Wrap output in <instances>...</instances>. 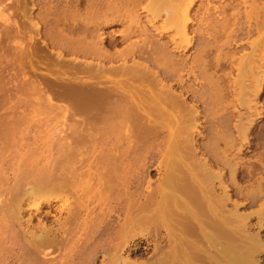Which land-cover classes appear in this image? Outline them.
Instances as JSON below:
<instances>
[{
	"label": "bare ground",
	"instance_id": "6f19581e",
	"mask_svg": "<svg viewBox=\"0 0 264 264\" xmlns=\"http://www.w3.org/2000/svg\"><path fill=\"white\" fill-rule=\"evenodd\" d=\"M94 1L95 2L92 3V0H65V8H71L72 10L67 12L69 15L66 13L68 15L67 18V15L64 16L63 14L60 19L56 18L57 16L55 17L57 19H55V27H59L58 29L60 31H56V35L54 33V37H56L54 41L51 40L53 38L49 37L50 40L53 41V46L57 48L54 64L58 65L60 69H63L64 66H69V69H72V71H70L72 74L69 76V74H66L68 71L58 69V71L56 70L54 73L55 77L57 75L56 81H48V83H53V86L57 84L55 94L59 97L61 103L58 108H62V112L64 110L69 111V119L72 118V120H75L74 124L67 123L62 112L59 110L60 112L58 113L60 114L58 117L61 119L64 118L65 120L59 121V130H57L59 133L57 132L58 138L54 152L51 155L52 158L44 162L45 164L39 166V161L42 159V156L41 158L40 155L39 157L37 156L38 150L36 152V150H29V148L28 151H22L24 153L21 152L22 156L19 157L17 155L19 157L18 160L16 159L17 162H11L13 159H10L9 162L11 163H8L5 162L7 159L3 155L8 150H5V145L0 141L2 142L0 146L3 145L2 147L5 150V153H2L3 148L0 147V174H3V171L8 172L2 168L5 169L7 167V170L12 171L11 173L9 172L11 177L8 176V178L6 177L2 180L1 178L5 176H0V188L2 189L4 185H7L2 190L0 189V195L2 197L3 195L5 196L4 199L1 197L2 200H0V242L9 244L5 252H12L11 255L13 256H11V258H13V260H11V262H21L20 264L32 262L37 264L42 261V259H39L40 255L46 256L52 253L54 249H60L63 250L62 257L68 258L67 263L69 264L75 261L76 264H92L95 262L96 256H98L96 255L97 252L105 253L102 255V259L104 260L103 262L108 260V264H145L147 261L136 262L131 258L137 249V242L135 240L138 238H146L153 233L154 238H156L154 248L155 250H159V253L154 256L158 261L162 260L164 262L168 259L171 260L172 263L173 261H181L182 264H254L253 256L256 245L253 242L247 241V239L245 240V238H239V235H237L235 225L232 224L233 214L229 209L225 210V207H227L226 205H228L230 201L228 188L220 180V172L214 170L215 168L213 169L212 166L214 163L219 161L222 162L223 166L228 171V179L232 180L233 185L235 184V164H232L234 161L232 160L231 162V157L228 158L229 156H224L225 153L217 151L219 142L225 141L230 137L226 136L228 131L226 133L217 130V126L220 124H217L216 128L215 125L213 126V124H210L213 126V128L210 126V129H214L211 142L210 144L203 145L200 143L202 147L204 146V150L199 152L196 148V141L198 140L195 139V135L194 137L182 136L181 132L183 129L178 126L180 123L177 124L176 128L174 126L172 130V127L170 128L167 126L168 124L162 121L164 120L162 119L164 113L161 107L152 106V104L145 106V102L141 105L138 104L132 97V92L135 90V87L130 86L127 87V89L122 84V81L116 78H121L123 75L130 77V75H135V73L144 74L145 77L150 74L151 77L149 78L151 82H149L155 83L153 84L155 86L158 85L157 88L155 87L156 91L159 88L162 90L160 93L164 92L163 95H168L169 98H172V101L168 99L170 103L167 100L166 102H164V100L161 101L163 102L162 106L166 103L165 106L168 104L173 111L177 109L185 112V110H187L193 120L198 116L196 115L198 112L195 108L196 104L194 106L192 105L193 102L192 104L185 102L186 98H184L185 95H182V90H178L180 92H177L175 89L172 90L170 85V83L175 82H178L179 85L183 83L184 80L181 77L180 70L181 67L185 65L183 64L185 60L182 61L181 58H176L175 54L173 55V53H171L172 50L168 48L166 44L167 41H160L162 36L158 30H154V33L148 35V33H145L147 32L145 27L142 28V26H139V28H137V22L139 21H136L135 24H137V29L134 30L137 34L139 33V38H142H140V43H138L137 40H135L136 43L131 40V42H127L129 44L126 51L122 47L124 51L107 52L106 47L116 45L117 40L114 35L103 36V34L99 33L98 30L101 28V24L106 26L109 22L107 17L109 15L112 17V14L115 15L117 12L119 13L118 10L121 9V3L125 4L127 7L126 9L129 10L124 9L122 12L127 11L125 13L126 15H124L127 16V13L130 12L131 16L134 14L133 17L136 19L138 14H135L136 7L144 0ZM193 1L194 0H147L148 5L145 4L147 5L145 7H147V10L151 12L150 14H153L155 18L157 16L160 17L161 14L168 18V16H171L173 14L172 12L175 11L174 9L176 6L174 9L170 10L172 6L177 4L178 8L180 5L182 6V4L191 6ZM206 1L207 3L209 2V0ZM233 1L235 3H232L230 0H223L219 8L216 6L217 15H220L224 22L228 19V8L236 10L235 12L231 11L232 13H229L231 16L230 18L235 20L237 13L239 14V12H237L239 9H236V4H246L249 1L250 9L245 12V19L248 23L247 27L245 32H241L242 28L238 31L241 32V34H245L246 36H244L248 39L252 32L255 31L257 33L264 29V2H260L261 0ZM94 4H97V8L89 11L88 7L90 6L89 8L91 9ZM123 7L125 8L124 5ZM244 7H246V5H244ZM180 9L183 13L182 17H184V19H182V17L181 19L184 20V24L188 21L191 22L192 20L190 19L188 9H183V11L182 7ZM170 11L172 12L170 13ZM180 11L177 12L181 13ZM81 14H85V16L82 15L83 18L81 21H76L75 19L77 18L73 19L75 16H81ZM122 14L120 16H122ZM96 19L100 21H95ZM135 19L131 21L134 22ZM123 20L125 21L126 19ZM228 20L226 21L227 23L232 21L231 19ZM131 21L129 20L127 24L125 23L126 27L124 25V28L126 30L124 29L123 32L121 30L122 35L120 36H122V42L129 41L131 37L130 34H132V31L130 33L128 32L129 29L131 30ZM148 21L151 23V19ZM120 22L122 23V21ZM216 22L217 21H215V23ZM152 25L154 26V24ZM218 25L220 24L218 23ZM138 29L139 32L137 31ZM216 29L219 28L217 27ZM134 30L133 33H135ZM177 32L178 31H176V33ZM229 39L231 40V38ZM148 40L152 41V48L155 47L153 41L156 43V46L157 44L161 46L157 47L158 49L161 48L158 53L155 47L154 49H156V52L151 50L153 54L149 52L151 55L146 56L149 59V64H152V66L148 65L147 67L145 65L146 62H139L140 60L138 61L136 59H132L129 64L130 60L127 62V54L132 52V55L129 54L133 57V50H136L139 54L142 52L144 53L145 50L142 51V48L146 46L145 44ZM247 43L248 40L246 44ZM171 44L173 45L174 43ZM249 46L251 47V45ZM175 48L177 49V45L174 44L172 49L175 50ZM168 50L171 52H168ZM202 50L203 52L206 51V49ZM137 53H135V55ZM202 55V53L199 57L195 55L193 61H191V63L195 62V64L188 68L189 73L192 74L197 71L198 74L202 73V78L208 83L210 91L212 92L211 104L219 103V105H222L220 102H224L222 100L224 92H221L222 89L220 86L223 85L219 86L217 83L219 80L223 81L224 78H220L222 75H220V77H214V74L206 72L207 69L205 68L208 64L204 66L203 63L208 59L205 61V56ZM260 55L261 54L257 57L256 53L247 54L250 63L246 65L250 67H247L249 70L246 69V72L248 71V74H251V76L247 75V77H253L252 79L250 78V81L249 79L247 81L253 83L252 92L254 97L258 96L264 82V54H262L261 57ZM67 56L70 57L66 58ZM254 56H256V58ZM22 57L24 56L22 55ZM139 57H137V59ZM88 58L90 60H88ZM143 58L142 60L144 61L145 58ZM257 58L260 62L256 63L257 60L256 62L254 61L256 63L254 66L251 60L253 61V59L255 60ZM113 62H118V64L115 63L116 65H112L111 63ZM106 63L107 66H105ZM109 64L111 66H109ZM24 65L25 64H23V66ZM252 70L254 76L253 73L250 72ZM198 74H195V76L197 77ZM135 76L137 77V75ZM171 77H175L176 81L173 78L174 82L171 81V79L170 83L167 81L168 84H165V79ZM238 78L243 79V76ZM239 80L238 82L241 81ZM244 81L241 82L243 83ZM106 82L110 84L105 85L104 83ZM243 85L242 91L244 92L242 93H244L245 96L248 94L250 95L251 91L246 89L245 84ZM155 88L151 87L153 91H155ZM239 88L238 85V89ZM158 91L156 92L157 94H154L155 96L158 95ZM247 91H250V93ZM50 93H53V90L52 92L50 91ZM235 93L238 94L239 92L235 91ZM160 96H162V94H160ZM197 96L198 99H200L199 97L202 95ZM224 96L225 95H223V98ZM160 98L162 97H159V99ZM165 98L167 99V97ZM207 98L201 97L200 102L203 101L204 103V100H207ZM247 98H249V96ZM135 99L138 100L137 98ZM228 102L230 103V101L226 103ZM252 102L251 100V102L245 104L247 110H251L250 103ZM185 103L190 105L186 107ZM254 103L256 104L255 101ZM155 104L158 103L155 102ZM146 107L151 109L148 110V112H144V108L145 111L147 110ZM224 107L225 104L223 108ZM255 107L256 105H254V114L252 113L254 116L258 114ZM173 111L168 112L172 114ZM152 112H155V114H152ZM153 115L154 118H152ZM165 115H168V113H165ZM177 115L179 116V114L175 113L173 117L175 118ZM247 121L248 123L246 125H250L253 121V117L249 118ZM176 123H178L177 120ZM184 126L187 128L191 127L181 125V127L185 128ZM238 127H240V124ZM242 127H244V124ZM194 128H196V125ZM234 128H237V125L234 126ZM240 128L239 130L235 129L236 132L239 131L241 133ZM185 130L187 131V129ZM186 131V135L193 132L188 130L189 134H187ZM8 132H11V130ZM245 132L247 131L245 130ZM6 134H8L7 131ZM159 134L162 135L160 136ZM158 135L162 138L160 142L158 140V148L153 154L147 153L144 146L143 152H138V147H140L139 143L142 144L144 141L143 145L145 144L146 147V144H151V142H153L147 139L150 138L149 140H153V137L156 139ZM241 135L242 134H240V136ZM154 142H156V140ZM230 143L228 142V144ZM185 152L191 155L192 159L190 161L184 159L183 154H185ZM39 154L42 155L41 152ZM44 157L47 159L46 156ZM187 158L190 159L189 157ZM138 160H142L141 166L143 169L145 168L143 171H146L147 175L151 173V169L148 171V168H146V166L150 167L147 164L156 163L153 169L156 170L157 173H155L158 174V177H155L156 180L153 185L151 184L153 182L149 181V179L148 181L146 180L147 182L145 181L146 187L144 192H137V190L134 189L135 185L133 186L132 184L135 182L132 176L130 177V174L132 175L133 173V171H131L132 167ZM3 163H8V166L6 164V167H3ZM133 170L135 171V169ZM217 181L218 184H216ZM1 185L3 187H1ZM235 187L239 188H237L238 191L241 189L239 185L236 186L235 184ZM218 189L219 191H217ZM41 192L53 193L55 196L52 199H45L40 204H35L33 197ZM257 193L259 192L257 191ZM44 206L48 208L46 214L50 213L51 208H56L57 215H55V218L52 220L55 226H47L39 219H37L36 223L32 224V217L34 214H41V208ZM29 207L35 211L33 215H31ZM24 215H28L27 218H23ZM163 241L166 242L165 244L168 243V248L160 251ZM107 242L112 243L115 253H112L113 255H111L112 257L110 259L105 260L104 258L109 252L107 253L106 249L101 250L100 248H103L102 245ZM103 262L101 263L103 264Z\"/></svg>",
	"mask_w": 264,
	"mask_h": 264
},
{
	"label": "rangeland",
	"instance_id": "374dc122",
	"mask_svg": "<svg viewBox=\"0 0 264 264\" xmlns=\"http://www.w3.org/2000/svg\"><path fill=\"white\" fill-rule=\"evenodd\" d=\"M64 1L65 0H32V1L31 0H0V139H1L0 141H2L3 145H5V150L7 149L8 151L5 153L4 152L5 150L2 147L3 145L0 147L3 148L2 153H5L3 155L8 160V161L5 160V162H8V163L17 162L19 157L22 156L21 152L22 151L26 152V150L28 151V149L30 148L29 150H36V152H37V150L39 151V152H37L38 157H39V155H40V158L42 156L43 161H42V159H40V161L42 163L38 160L39 166L45 164L44 162H47V160L49 161L52 158L51 155L54 152V149L56 147V142H57V138H58L57 132L59 133V131H57V130H59V127H58L59 121H62L65 118L66 120L65 119L64 120L67 121V123H71V124L75 123V120H72V118L69 119V117H70V115H68L69 111L64 110L62 112V108H60V107L58 108V106L61 103H60L59 97L55 94V89H56L57 84L54 83L56 85L53 86V83H48V81H56L57 75L55 77L54 73L56 70L58 71V69H60L58 67V65L54 64L55 58H56V53H57V48L55 46H53L52 42L56 39V37H54L56 35V31L57 32L60 31L58 29L59 27H57V28L55 27V19L56 18L60 19V17H62L63 15L64 16H66L67 14L69 15V13H67V12H69V10H72L71 8H69V9L65 8V5H64L65 2ZM230 1L232 3H235L233 0H230ZM94 2L95 1L92 0V3H94ZM221 2H223V0H209L208 3L206 0H194L193 3L191 4V6H187L185 4H182V6L179 4L180 5L179 8L177 6L178 4L172 6V8L170 10L174 9V7L176 6L177 10H176V7L174 9L176 12L177 11L179 12L181 10L180 9L181 7H182V11L185 7L186 8L184 10L188 9V13H189L190 19L192 21L191 22L188 21L186 24H184V20H182V19H184V17H182L183 13L181 11H180L181 13H178V12L176 13L175 11H173V12L170 11V13L172 12L173 14L171 16L169 15L168 18L163 16L162 14H161L162 16L160 15V17L157 16L155 18V16H153V14H150L151 12H149L147 10V7H145L148 5L147 0L142 1V3L140 5H138V7H136V10H135L136 13L135 14L138 13L137 14L138 18L136 17V19H135V17H133L134 14H132V16H131L130 12L127 13V16H128L127 17V16H125L126 15L125 13L127 11H124V12H122V11L124 9L125 10H128V9H126L127 7L125 4L121 3L120 7L122 10L121 9L118 10L119 13L117 12V14H115L116 13L115 12L114 13L115 15L112 14V17L109 15L107 17V19L109 20L108 24H106V26H104V24H101V26H100L101 28L98 30V32L103 34V36H109V35L113 36L114 35L116 37V40H117L116 45L106 47V51L110 53V52H114V51H122L123 49L126 51V48L128 47V44H129L127 42H131V40H133V42L135 40H137V42L140 43L142 38L140 37L141 38L140 39L138 36L139 33L137 34V32L134 30V29L139 28V26L140 27L142 26V28L145 27L146 28L145 30L147 31L145 33L146 34L148 33V35H151L152 33H154L153 32L154 30H158L162 36V38H160V41L161 42L167 41L166 44L168 45V48H170L172 50V52L169 50H168V52L173 53V55L175 54V57L181 58L182 61L185 60L183 62V64H185V65H183L181 67V70H180L181 72L179 71L181 73L182 79L184 80L183 83L180 85L178 82H177L178 84L176 82L170 83L171 81H173V82H174V80L176 81V79H175L176 76L174 75L175 77L167 78L168 80L165 79V84H168V82H169L172 90L175 89L177 92H180L182 90L181 93H183L182 95L183 96L185 95L184 98H186L185 102H189L191 104L193 102L192 105H194V106L196 104L195 108L198 110L196 115H198V116H196L195 119H193L195 123L191 119L190 114L187 110H185V112L181 111V110H177V109L174 110L175 113L179 114V116L178 115L175 116V118H176L175 119L173 117V114L175 115V113L172 109H170L169 105L167 104V106H165L166 103H164L165 105L162 106L163 102H161V101L164 100V102H166V100H167L169 102V100L172 101V98L171 97L169 98L168 95L167 96L163 95L164 92L160 93L162 90H160L159 88L157 89V91L159 90L158 95L157 96L154 95L157 92L156 88L158 85L156 84L157 86H155V85H153L155 83H150L151 82L150 78H149V77H151L150 74H148V76L145 77L144 74H140V73L136 74L135 73V75H137V77L133 74L134 78H133V75H130V77L129 76L126 77L125 75H123L121 78L120 77H116V78H119L122 81V84L125 86V88L130 87V86L135 87V90H133V92H132V95H133L132 97L134 98L135 102H137L140 105L145 102V104H146V105L144 104L145 106H147L148 104L149 105L152 104V106H159L162 108L164 115H165V113L166 114L168 113V115H165V116L163 115L162 119H164V120H162V121L164 123L168 124L167 126H169L170 128L172 127V130L174 129V126L176 128L177 124L180 123V125H178V126H180V128L183 129V131L181 132L182 136L194 137V135H195V139L198 140V141H196V148H197V150H199V152H202L204 150V148H203L204 146L202 147L203 144H210V142H211V138L213 136V130L214 129H210V126L213 128V126L215 125V128H216L217 124L218 125L220 124L219 126H217V130L224 131L226 133L228 131L226 136H228V137L230 136V137L227 138V140H225L226 142L225 141L219 142V144L217 146L218 147L217 151H219L220 153H225L224 156H229L228 158L231 157L230 158L231 162H232V160L234 161V162H232V164H235V166L233 165L235 167V173H234L235 174V176H234L235 181L234 182H235L236 186L239 185L241 189L238 191L239 188L235 187V184L233 185L232 180L228 179V177H229V175L227 174L228 171L223 166L222 162L219 161L217 163H214L212 166H213V169L215 168L214 170L220 172L219 173L220 174V180L228 188V192L230 194L229 195L230 201H229L228 205H226L227 207H225V210L229 209V211L233 214V216L231 215L233 217L232 218L233 219L232 224L235 225V231H236L237 235H239V238H245V240L247 239V241L255 243L256 247H255V252H254V256H253V262H254V264H264V82L262 84V89L259 92L258 96L254 97L253 92H252L253 83L249 82L251 77H247V75L251 76V74L249 73L250 74L249 75L248 71L246 72V69L249 70V68H247V67H250L249 65L248 66L246 65V64L250 63L248 60L247 54H249V53L255 54L256 53L257 57L259 54H261L260 57L262 56V54H264V52H263L264 51V43H263L264 42V40H263L264 39V29H262L263 33L261 30L259 31L260 34H259V32H257V33L255 31L252 32L247 39L245 37L246 35L241 34V32H245V29H246L247 24H248L246 22V19H245V12L250 9V7H249L250 2L248 1V3H246V4H236V9L237 10L239 9L237 11V12H239V14L237 13V15H236L237 17L235 16L237 20L236 19L233 20L232 18H230L231 16L229 15V13H232L231 11L235 12L236 10H231V8H228L229 11L227 13V18L229 20L230 19L232 20V21H229L227 19L229 21L228 23L226 22L227 20L224 22L223 18L220 15H217V12H216L217 8H219V5L221 4ZM260 2H264V0H261ZM145 4H147V5H145ZM123 5L125 6V8L123 7ZM244 5H246V7H244ZM92 6L93 7L91 9L89 8L90 6L88 7L89 11H91L94 8L95 9L97 8L96 7L97 4L96 5L94 4ZM216 6H217V8H216ZM50 9H51V11H50ZM56 13H58V14H56ZM121 14H122V16H120ZM68 15L66 16V18L68 17ZM82 15L85 16V14H81V16H75L73 19L77 18V19H75L76 21H78V20L81 21L83 18ZM130 16L133 18H131ZM109 17H110V19H109ZM181 17H182V19H181ZM122 18L126 19V20L124 21ZM128 18H130V19H128ZM133 19H135L134 22L131 21ZM150 19H151V23H150V21H148ZM97 20L100 21L99 19H96L95 21H97ZM110 20H112V21H110ZM129 20L131 21L130 24L132 23V25L130 26L131 30L129 29L128 32L130 33L132 31V34H134V35L130 34L131 37H130L129 41L122 42L121 41L122 36H120V35H122L121 30H122V32L124 31V29H125L124 25L126 27V24L129 22ZM152 20H153V22H152ZM114 21H116V22H114ZM120 21H122V23ZM126 21H127V23H126ZM136 21H139V22H137L138 26H137V24H135ZM181 21H183V22H181ZM215 21H217V22L215 23ZM230 22H231V24H230ZM218 23L220 25H218ZM152 24H154V26ZM222 24H223V26H222ZM155 25H156V27H155ZM213 25H214V28H213ZM59 26H60V24H59ZM136 26H137V28H136ZM217 27L220 30L216 29ZM231 27H232V30H231ZM154 28H158V29H154ZM60 29H61V26H60ZM239 29H241V32L238 31ZM133 30L135 31V33H133ZM137 31L139 32V29ZM149 31H150V33H149ZM176 31H178V32L176 33ZM220 31H221V34H220ZM125 32H127V31H125ZM54 33H55V35H54ZM166 34H168V35H166ZM172 34H174V35H172ZM215 34H216V36H215ZM237 34H238V36H237ZM217 35H218V37H217ZM71 36H73V35H71ZM49 37L53 38V39H51L53 41H51ZM229 38H231V40ZM247 40H248V43H250V44H248V43L246 44ZM170 41H171V43H174L175 45H177V49L175 48L176 51L172 49L174 44L172 45L170 43ZM151 42H152L151 40L150 41L148 40L146 42V44H145L146 46H144L142 48V51L145 50L144 53L142 52L143 54L142 53L139 54L136 52V50H133L134 54L132 57V56H130V54L132 55V52H129L130 54L129 53L127 54L128 55L127 56L128 57L127 62L130 60L129 61V64H130L132 59L133 60L136 59L138 61L140 60L139 62H143V63L146 62L145 65L147 67H148V65L152 66V64H149L150 63L149 59L146 56L151 55V54H149V52L152 54H153V52H156V49H157V53H158L159 49H161V48L158 49L157 47L160 45L157 44V46H156V43H154V41H153V44H155L156 49H154L155 47L152 48ZM259 42H260V44H259ZM135 43H136V41H135ZM213 44H215V45H213ZM249 45H251V47ZM122 47H123V49H122ZM144 48H146V49H144ZM166 49H167V47H166ZM202 49H204V50L206 49V51L203 52ZM26 50H27V52H26ZM135 53H137V54L135 55ZM147 53H148V55H147ZM201 53L203 54L202 56H205V58L202 57L205 59V61L208 59L206 62L203 61L204 66H205V64L209 65V66L207 65L208 67L206 66V68H205V69H207L206 72H208V73L210 72L209 74H214V77H217V76L220 77V75H222V77H220V78H224L223 81L219 80L217 83L219 86L223 85V86H220L222 89L221 92L222 93L224 92L223 95H225L224 98L222 95V100L224 101V102H220V103H222V105H219V103H215V102H214L215 104H213V103H212L213 105L211 104L212 92L210 91V87L208 86V83H206V81H204V79L202 78V76H203L202 73L198 74V71L197 72L194 71L195 73H192V74L189 73L188 68L195 64V62L191 63V61H193L195 55L196 56L198 55V57H199V55ZM138 54L141 58L138 56ZM22 55L24 57H22ZM134 55H135V57H134ZM141 55H144V56H141ZM245 55H246V57H245ZM182 56H183V58H182ZM225 56H226V58H225ZM256 56H254V57L256 58ZM68 57H70V56H67L66 58H68ZM137 57H139V58L137 59ZM143 57L144 58L146 57V58L144 59ZM238 57H240V58H238ZM243 57L245 58L246 62H245ZM142 58L144 59V61L142 60ZM146 59L148 62L146 61ZM241 59H242V61H241ZM88 60H90V59L88 58ZM256 60H257V62H256ZM20 61H21V63H20ZM254 61L256 63L260 62V60H258V58L255 60L253 59V61L251 60V62L253 63L254 66L256 64ZM115 63L118 64V62H113L111 64L114 65ZM23 64H25V65L23 66ZM211 65H213V66H211ZM105 66H107V63L105 64ZM109 66H111V65L109 64ZM221 66H222V68H221ZM69 68H70L69 66L63 67L64 70L68 71V72H66V74L67 75L69 74V76H70V74H72V72H70V71H72V69L70 70ZM149 68H151V67H149ZM241 68H242V71H243V69L245 71V73L243 71V73H242L243 75L241 74V72H242ZM63 69H60V70H63ZM238 71H241V72H238ZM250 72L253 73V76H254L253 70ZM238 73H239V75H238ZM195 74H198V76L196 77ZM139 75H140V77H139ZM242 76H243V79L238 78V77H242ZM29 77H30V79H29ZM173 78H174V80H173ZM146 79H147V81H146ZM239 79L241 81H244V80H246V81H244L245 83L244 82L242 83ZM248 79H249V81H247ZM235 80L237 82L239 80L240 82H238V84H237V82ZM163 82H164V79H163ZM146 83H148V84H146ZM104 84L109 85L110 83L106 82ZM243 84L246 85L247 90L251 91L250 95L247 93V92L250 93V91L246 92L248 94L246 96L244 95V93H242V92H244V91H242V86H244ZM238 85L240 87L239 89H238ZM151 87H153V88L156 87L155 91H153V89H151ZM52 90H53V93H50V91L52 92ZM178 90H180V91H178ZM199 90H201V91H199ZM176 91H174V92H176ZM235 91L239 92V93L236 94ZM159 93L162 94V96H160ZM147 94H149L150 97ZM194 94L196 97L194 96ZM145 95H146V97H145ZM197 95H199V96L202 95L201 96L202 98L203 97L207 98L208 96L209 97L207 98V100L205 99L204 103H203V101L200 102L201 97H199L200 99H198ZM229 95H231V96H229ZM54 96H56V97H54ZM248 96H249V98H247ZM159 97H162V98H160L161 100L159 99ZM165 97H167V99ZM135 98H137L138 100H136ZM140 98L141 99L143 98L142 99L143 102ZM147 98H149V99H147ZM237 98H238V101H237ZM225 99L227 101H230V103L229 102L226 103L227 101ZM149 100H151V101H149ZM196 100L200 103H198ZM246 100H248V101H246ZM251 100L253 101L252 103H250L251 104V110H249V109L247 110L245 104L247 102L248 103L251 102ZM254 101L256 102V104L254 103ZM155 102L158 104H155ZM224 104H225V107L223 108ZM189 105H188V103H185L186 107ZM254 105H256L255 109L258 112V114L255 116L253 115L254 114V111H253ZM150 109L147 108V110L145 111V108H144V112H148V110H150ZM59 110L63 114L64 118H62V119L58 117L60 114V113H58V112H60ZM171 110L173 111L172 114L170 113V112H172ZM168 111H170V112H168ZM152 114H155V112H152ZM210 116L212 117V119ZM164 117H166V118H164ZM171 117H173V118H171ZM177 117H178V119H177ZM252 117H253V121L251 122V124L246 125L248 123L247 120L249 118H252ZM152 118H154V115L152 116ZM176 120L178 123H176ZM194 124L196 125V128H194L195 127ZM210 124H213V126ZM239 124H240L241 128L238 127ZM243 124H244V127H242ZM181 125L182 126L183 125L191 126L190 127L191 130L189 127L187 128L184 126L185 128H183V127H181ZM236 125H237V128H234V126H236ZM192 126H194V127H192ZM239 128H240L241 133L238 131L239 132V135H238V132H236V130L237 129L239 130ZM185 129H187V131ZM5 130L7 131L8 134H6ZM10 130H11V132H8ZM188 130L190 132L194 130L195 132L193 131L189 134ZM245 130L247 132H245ZM185 131L189 135H186ZM192 133H196V134H192ZM240 134H242V135L240 136ZM2 135H5L6 137L2 136ZM159 135L161 136L162 134H159ZM159 135L156 137V139L154 137H153V140L152 139L149 140L150 138L147 139L148 141H150V142L153 141V142H151V144H150L148 141H145V142L149 143V144H146V147H145V144L143 145L144 141L142 144L139 143L141 148L138 147V152L139 151H140V153L143 152V150L145 148V150H147V153L153 154V152L155 150H157V148H158V144H157L158 140L160 142V139L162 138ZM9 136H10V138H9ZM154 139L156 140V142H154L155 141ZM228 140H231V141H228ZM2 142H0V145L2 144ZM4 142H5V144H4ZM228 142L229 143L231 142V143L228 144ZM200 143L202 145H200ZM227 145H230V146H227ZM143 146H144V148H143ZM229 151H230V153H229ZM24 152H22V153H24ZM40 152L42 153V155L39 154ZM186 154H188V155H186ZM44 156H46L47 159ZM183 156H184V159L187 161H190L192 159L191 155L187 152H185V154H183ZM187 157H189L190 159H188ZM10 159H13V160H11V162H9ZM141 162H142V160H138L135 162V164L133 165L132 170H131V171H133V173H132V175L130 174V177L132 176V178L134 179V182H135L132 185L133 186L135 185L134 189H136L137 192H144L145 191L146 182L148 181V179H149V181L153 182V183H151L153 185L154 181L158 177V174H156L157 173L156 170L153 169V167L156 165V163L153 162L152 164H150V163L147 164L148 166L151 167L150 168V167L146 166V168H148L147 169L148 171L150 169L151 170L153 169L152 171L150 170L151 173L147 175L146 171H143V170H145V168L144 169L142 168ZM8 163H3V165H4L3 167H6L5 166L6 164L8 166ZM14 167H15V164H14ZM6 168L5 169L2 168V169L5 171H8V172H4L1 169L3 171V174L1 173L2 175L0 174V176H5L3 178L0 177L2 180L5 179L6 177L8 178V176L11 177L10 173L12 171L7 170L8 168L7 169ZM133 169H135V171ZM256 183H258V184H256ZM216 184H218V181L216 182ZM6 186L4 185V187H3L1 185V187H3V188H5ZM258 187H259V189H258ZM217 191H219V189ZM247 191H248V193H247ZM257 191L259 193H257ZM54 196L55 195L53 193L50 194V193L41 192V193H38L36 196L33 197V201L35 204H40L45 199H52ZM1 197L2 196L0 195V200L4 199L5 196L3 195L2 199H1ZM235 204H237V205H235ZM54 208L55 207L50 209L51 211L49 214H46V211L48 210V208L45 206L41 208V212H42L41 214L40 213L34 214L35 211L32 208H30L29 211H31V215L34 214L33 217L31 216L32 217V224L36 223L37 219H39V220H42V222L47 226H51V225L55 226V225H53L54 223L52 222V220L55 218V215H57V210H56V208L55 209ZM27 216L28 215H24L23 218H27ZM233 228H234V226H233ZM150 235H148L146 238H138L137 240H135L137 242V246H136L137 249H136L135 254L131 256V258L133 260H135L136 262L147 261L146 262L147 264H182L181 261L180 262L179 261H173V263H172V261L168 260V259H166V261H164V262L162 260L158 261V259H156V257L154 256L155 254L159 253V250H155V248H154L156 238H154L153 233H151ZM240 240H243V239H240ZM165 243L166 242H164V241L162 242L163 248L161 247L162 249L160 248V251L166 250V248H168V246H167L168 243L167 244H165ZM0 244H1L0 245V259H1L0 264H15V263L18 264L19 262H15V263L13 261L11 262V260H13V258H11V256H13V255H11L12 252H10V253L5 252L6 251L5 249L8 248L9 244L5 243V242H0ZM102 247L103 248H100L101 250L106 249L107 253L109 252L108 255H106L104 259L105 260L110 259L112 257L111 255H113L115 253V250L112 246V243L107 242L106 244L102 245ZM62 253H63V250L54 249L52 253H49L46 256L40 255L39 259L40 260L42 259V261L38 262L37 264H52V263L54 264V262H55V264H69V263H67L68 258L62 257L63 256ZM103 254H105V253L97 252L96 255H98V256H96V260L92 264H99V263L102 264L101 262L104 261L102 259ZM75 262L70 263V264H76ZM104 263L108 264V260L103 262V264ZM27 264H34V263L29 262ZM125 264H127V263H125Z\"/></svg>",
	"mask_w": 264,
	"mask_h": 264
}]
</instances>
